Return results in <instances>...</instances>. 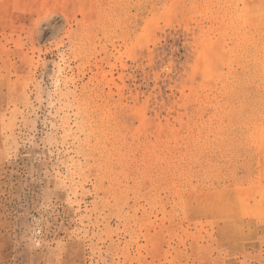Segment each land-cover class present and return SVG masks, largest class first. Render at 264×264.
<instances>
[{"label":"rangeland","instance_id":"obj_1","mask_svg":"<svg viewBox=\"0 0 264 264\" xmlns=\"http://www.w3.org/2000/svg\"><path fill=\"white\" fill-rule=\"evenodd\" d=\"M0 264H264V0H0Z\"/></svg>","mask_w":264,"mask_h":264}]
</instances>
